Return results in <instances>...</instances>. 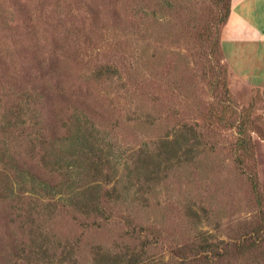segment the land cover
Listing matches in <instances>:
<instances>
[{
    "label": "rangeland",
    "instance_id": "374dc122",
    "mask_svg": "<svg viewBox=\"0 0 264 264\" xmlns=\"http://www.w3.org/2000/svg\"><path fill=\"white\" fill-rule=\"evenodd\" d=\"M229 7V0H0V150L47 179L51 142L81 112L100 132L109 164L100 182L85 174L72 195L93 181L119 191L108 199L110 213L84 214L68 195L34 201L30 184L12 201L0 197V264H29L22 250L31 230L55 264H97L96 248L135 253L138 264H183L172 250L193 241L208 264H264V67L251 62L262 59L259 47L248 54L245 43L242 72L230 70L222 49ZM178 138L190 145L169 170L158 169L157 182L134 173L163 152L164 140ZM63 159L68 168L74 158ZM141 226L159 233L146 239L151 246L137 235Z\"/></svg>",
    "mask_w": 264,
    "mask_h": 264
},
{
    "label": "trees",
    "instance_id": "16d2710c",
    "mask_svg": "<svg viewBox=\"0 0 264 264\" xmlns=\"http://www.w3.org/2000/svg\"><path fill=\"white\" fill-rule=\"evenodd\" d=\"M230 7L227 12L226 17L223 20V29L227 24L229 17L231 15V2L229 0ZM223 34V31H222ZM234 74V73H233ZM17 117L13 115V118ZM71 125L65 131L64 135L59 138H55L50 146V153L49 157L55 159L54 162L50 163L51 166L54 167L53 173L59 172L60 179L59 181L54 179L53 173L51 177L45 178L36 173L31 168H26L25 166L21 165L16 157H13L8 152L6 148L5 151L0 150V197L1 198H9L12 201V198L16 196L15 191L18 188L25 189L29 184L31 185L29 189V194L31 195V199L34 201L37 199L45 200H54L57 196H69L70 200L75 202V204H70L72 207H75L80 212L86 213H110V209L112 205H110V198L113 197L114 194H118L119 191L115 187L113 189H106L104 188L109 187V183L107 184L108 187H103V184L97 185L93 183V185H88L87 187H83L82 191L77 194L72 195L75 191L80 190L81 186H78V183L84 179V175L92 174L94 179L97 181L100 176H103V170L108 167L109 161H104L105 155L103 154V149L99 147L98 144V137L100 132L98 131L97 127L91 123V120L81 114V112H76L69 120ZM19 123H12V120L9 122L10 127L18 126ZM23 126V125H22ZM35 127V125H34ZM24 129V128H23ZM40 131V130H39ZM36 131L35 134L37 136H42V134ZM29 138V135L27 136ZM36 139V138H35ZM35 139L33 143L30 142V147L35 149L36 142ZM41 142V141H40ZM6 144V143H4ZM190 145L189 140L182 142V140L174 139L164 140V144L160 147L163 149V152L160 154L157 148V156L162 161L159 164H154L152 157H149L150 160L145 159L143 163L145 165L134 166V173L137 175L145 174L146 181L149 180V176L152 174L155 177V181L157 182L161 177L160 174L169 170L171 164L174 162V159L178 158L179 152L184 145ZM195 145V144H194ZM6 146V145H5ZM160 150V149H159ZM81 154V155H80ZM74 158L72 161H69L70 164L68 168L62 164L64 157ZM83 156L87 158V160H83ZM108 160V159H107ZM166 166V170L164 172L158 171L162 166ZM173 165V164H172ZM72 168V169H71ZM89 169V170H88ZM131 174V169L129 170ZM100 182V180H98ZM152 182V183H153ZM142 188V187H141ZM140 188V189H141ZM104 191V192H103ZM119 195V194H118ZM17 199L22 200L21 196H17ZM64 197H61V200ZM119 198V196H117ZM45 199V200H44ZM109 199V200H108ZM30 207V210L27 212L33 213L34 208ZM110 207V209H106V207ZM70 207V206H69ZM74 209V208H73ZM86 212V213H85ZM101 213V214H102ZM131 223H129V226ZM140 230L136 232L137 227H134L133 234L136 232L138 236L145 239L142 241L143 246L148 247L153 244V242H147L146 239H150L153 234L160 237L159 233L155 231L153 227H138ZM33 234L32 237L29 238L30 246L29 251L22 250L25 254V258L29 260V264H55L54 259H52L48 255V251H39L37 249L40 248V244H38L39 237L34 235L35 231L31 230ZM131 236V235H130ZM156 237V238H158ZM210 248L208 247L206 249ZM97 252L95 253L94 262L97 264H138L140 263V255H135V253L131 254V257H127L120 253L108 254L102 251L101 248H96ZM200 244L197 245V242H194L190 245H186L180 248H176L172 250L173 254H177L182 260L184 261L183 264H187V259L190 254L193 255L192 261L189 264H197V262L202 264H208L209 258L207 257V253L202 250ZM201 256V257H200ZM65 261V259H62Z\"/></svg>",
    "mask_w": 264,
    "mask_h": 264
},
{
    "label": "crops",
    "instance_id": "0c3cea01",
    "mask_svg": "<svg viewBox=\"0 0 264 264\" xmlns=\"http://www.w3.org/2000/svg\"><path fill=\"white\" fill-rule=\"evenodd\" d=\"M261 15L264 16V0H232L231 2V15L222 34V49L226 62L235 75L236 71L242 72V51L245 43H250L246 44L248 54L259 47L262 59L256 60L254 57L251 62L259 61L264 67V17H259ZM230 29L233 34H229ZM255 43L259 45H253ZM254 77L259 78L253 74L250 79Z\"/></svg>",
    "mask_w": 264,
    "mask_h": 264
}]
</instances>
